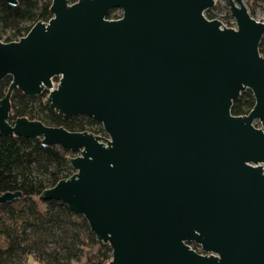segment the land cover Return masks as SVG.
Instances as JSON below:
<instances>
[{"label": "water", "instance_id": "1", "mask_svg": "<svg viewBox=\"0 0 264 264\" xmlns=\"http://www.w3.org/2000/svg\"><path fill=\"white\" fill-rule=\"evenodd\" d=\"M226 1L235 27L205 16L215 0H52L47 21L0 40V134L72 152L39 196L81 214L110 264H264V21ZM247 88L252 108L231 113ZM13 89L106 135L10 120Z\"/></svg>", "mask_w": 264, "mask_h": 264}, {"label": "trees", "instance_id": "2", "mask_svg": "<svg viewBox=\"0 0 264 264\" xmlns=\"http://www.w3.org/2000/svg\"><path fill=\"white\" fill-rule=\"evenodd\" d=\"M51 2L19 0L17 5H11L0 0V40L19 39L36 21H47ZM115 9L109 12V17L118 16H112ZM204 14L214 18L210 9ZM259 51L264 56L263 39ZM10 81V76L0 80V99L5 96ZM45 95L43 92L29 97L13 89L9 119L27 117L68 130L106 135L101 123L91 117L58 113L44 103ZM253 104L254 97L247 88L233 100L231 113L246 114ZM71 155L70 150L59 145H43L40 139L0 134V192H21L19 198L0 204V264H27L29 257L37 264H110L111 248L97 241L81 214L59 200L39 196L43 189L73 173L68 162ZM191 245L200 251L196 244Z\"/></svg>", "mask_w": 264, "mask_h": 264}, {"label": "rangeland", "instance_id": "3", "mask_svg": "<svg viewBox=\"0 0 264 264\" xmlns=\"http://www.w3.org/2000/svg\"><path fill=\"white\" fill-rule=\"evenodd\" d=\"M242 1L247 7V10L249 11V13L256 20L264 21V0H242ZM210 10H211V13L214 15V18H217L218 20H220L223 26L235 27V22H234V19L230 15L226 0H215V4L213 5V7L210 8ZM116 15H118L117 17L121 16V10L119 8H116L112 12V16H116ZM109 18H114V17H109ZM8 32L9 31L3 34V37L7 35ZM261 39H263V49H264V34ZM57 82H58V77L53 78V85H56ZM27 264H37V263L33 261L32 257H29L27 260Z\"/></svg>", "mask_w": 264, "mask_h": 264}]
</instances>
